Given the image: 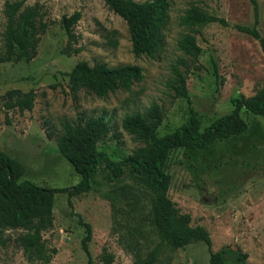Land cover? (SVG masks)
I'll return each mask as SVG.
<instances>
[{
	"label": "rangeland",
	"instance_id": "374dc122",
	"mask_svg": "<svg viewBox=\"0 0 264 264\" xmlns=\"http://www.w3.org/2000/svg\"><path fill=\"white\" fill-rule=\"evenodd\" d=\"M4 1L0 0V47ZM169 1L163 45L149 57L133 54L125 21L103 0H25L27 5H37L47 28L32 59L0 63V148L23 165L20 179L51 187H67L80 180L56 144L66 121L104 115L109 132L97 142V149L120 159L139 145L121 127L125 113L143 111L157 102L164 112L157 128L161 135L184 122L191 106L204 127L229 112L235 97L251 95L260 87L264 50L257 39L237 27H251L256 16V27L264 38V0ZM192 3L226 22L194 27L201 49L197 58L185 55L176 45L178 37L187 31L179 17ZM74 11L80 12V18L73 25L74 36L68 40L61 18ZM80 60L109 66L138 64L142 79L106 96L84 89L72 94L66 72ZM173 67L186 75L188 100L176 96L171 88ZM12 88L34 90L30 110L4 106V94ZM240 113L247 122L244 132L215 140L204 149H170L165 162L170 175L167 194L180 212L190 214L191 225L207 229L212 250L220 251L228 264H236L237 248L247 254V264H264V119L244 108ZM92 175L91 186L72 195L71 205L66 192L55 193L53 223L42 237L46 247L56 251L46 264H86L81 248L84 226L79 217L91 227L88 249L94 264H104L100 259L103 247L113 255L110 264H131V253L111 233V206L103 193L114 189L121 193L118 204L133 227L142 253L157 243L158 235L149 220L148 195L127 174L111 181L100 167ZM20 231L8 229L3 233L6 240L0 243V264H30L13 239ZM155 264H209L208 251L204 242L192 241L166 249Z\"/></svg>",
	"mask_w": 264,
	"mask_h": 264
},
{
	"label": "trees",
	"instance_id": "16d2710c",
	"mask_svg": "<svg viewBox=\"0 0 264 264\" xmlns=\"http://www.w3.org/2000/svg\"><path fill=\"white\" fill-rule=\"evenodd\" d=\"M254 2V0H251ZM109 9L118 14L126 23L135 56L153 57L163 45V30L169 16V0H103ZM254 8L255 3H254ZM256 10V9H255ZM3 13L4 28L1 32L0 63L7 61H29L36 54L40 35L47 24L40 18L37 5H27L25 0H5ZM80 18V12L63 15L61 22L68 34H74L73 25ZM255 16L251 27L237 28L257 39L264 50V38L259 33ZM211 22L226 24L222 17L210 13L199 5L190 4L179 17V23L187 28L177 39V47L187 56L197 58L200 46L195 37V26ZM174 79L171 88L176 96L188 100L186 75L173 67ZM69 92L75 94L84 89L96 96H106L117 89H128L131 84L142 79V68L138 64L109 66L104 62L89 64L80 60L66 72ZM33 89L22 91L12 88L4 94L6 108L30 110L33 106ZM244 108L264 119V79L260 87L251 95L233 99L232 109L202 127L198 112L189 107L187 119L174 130L158 134L164 112L155 101L143 110L125 113L121 127L139 142L126 156L112 159L97 149V142L109 132L108 120L104 115L78 117L71 122L62 123L61 132L56 139L60 154L65 157L80 174V180L67 187H51L37 184L29 179H20L24 167L19 160L0 148V243L3 233L8 229L20 231L13 239L22 248L27 261L32 264L40 261L46 264L56 251L46 247L42 234L53 223V204L56 192H66L68 204L70 197L86 191L91 186L92 174L98 168L107 171L111 181H118L127 174L133 184L148 195L149 220L156 230L158 241L154 247L143 254L133 227L123 217V209L118 204L121 196L114 189L103 193L111 206V233L116 234L120 245L132 255L131 264H155L168 250L183 247L192 241H202L208 251L209 264H228L220 251L212 250V239L202 225H191L190 214L180 212L169 198L170 175L165 171V162L170 149L190 147L204 149L215 140H222L244 132L247 122L241 116ZM84 226L81 248L86 254V264H94L88 249L91 227L79 217ZM246 253L235 251L236 264H247ZM100 259L110 264L113 255L103 247Z\"/></svg>",
	"mask_w": 264,
	"mask_h": 264
}]
</instances>
